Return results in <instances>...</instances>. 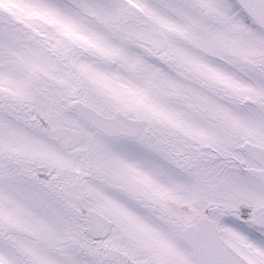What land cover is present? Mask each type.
Masks as SVG:
<instances>
[{"label":"snow or ice","instance_id":"1","mask_svg":"<svg viewBox=\"0 0 264 264\" xmlns=\"http://www.w3.org/2000/svg\"><path fill=\"white\" fill-rule=\"evenodd\" d=\"M0 264H264V0H0Z\"/></svg>","mask_w":264,"mask_h":264}]
</instances>
